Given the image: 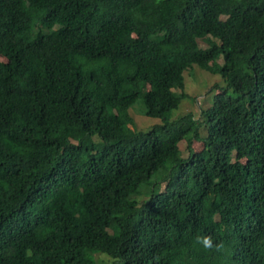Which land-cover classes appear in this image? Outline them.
I'll return each instance as SVG.
<instances>
[{"label": "trees", "instance_id": "16d2710c", "mask_svg": "<svg viewBox=\"0 0 264 264\" xmlns=\"http://www.w3.org/2000/svg\"><path fill=\"white\" fill-rule=\"evenodd\" d=\"M195 67L222 86L171 121ZM246 211L264 215V0H0V264H264Z\"/></svg>", "mask_w": 264, "mask_h": 264}, {"label": "rangeland", "instance_id": "374dc122", "mask_svg": "<svg viewBox=\"0 0 264 264\" xmlns=\"http://www.w3.org/2000/svg\"><path fill=\"white\" fill-rule=\"evenodd\" d=\"M200 46L205 47L206 45L204 43H200ZM195 68L198 71H194V75H191L192 83L188 82L190 79H186L184 76V92L189 95V98L181 101L177 110L172 113L171 121L189 113L198 117V106L204 107L206 104H211L214 94L216 93V91L212 90L211 87L215 84L222 86L219 75H211L210 73L200 70L197 67ZM134 120L137 122L139 128L149 127L151 124L156 123L155 120L145 119L141 116H135ZM187 145L188 144L185 141H181L178 145L183 158H187L189 155ZM190 148L193 152H196L202 148V144L192 141V143H190ZM99 263L103 264L101 260Z\"/></svg>", "mask_w": 264, "mask_h": 264}, {"label": "clouds", "instance_id": "9594fccd", "mask_svg": "<svg viewBox=\"0 0 264 264\" xmlns=\"http://www.w3.org/2000/svg\"><path fill=\"white\" fill-rule=\"evenodd\" d=\"M256 212L246 211L242 213L241 221H238L239 226V235L245 240L248 241L253 238L260 236L259 231L264 229V215H259L257 218ZM260 220H263V223H260ZM196 243L200 244L203 248L212 250L215 248L216 251H221L224 247L223 243H214L212 236L202 235L196 237ZM228 247V246H227ZM225 249H227L225 247ZM224 249V250H225ZM222 255H224V251Z\"/></svg>", "mask_w": 264, "mask_h": 264}]
</instances>
